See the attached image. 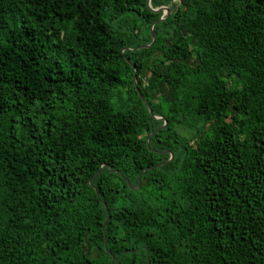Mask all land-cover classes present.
<instances>
[{
  "label": "trees",
  "instance_id": "16d2710c",
  "mask_svg": "<svg viewBox=\"0 0 264 264\" xmlns=\"http://www.w3.org/2000/svg\"><path fill=\"white\" fill-rule=\"evenodd\" d=\"M0 264H264V0H0Z\"/></svg>",
  "mask_w": 264,
  "mask_h": 264
},
{
  "label": "water",
  "instance_id": "95a60500",
  "mask_svg": "<svg viewBox=\"0 0 264 264\" xmlns=\"http://www.w3.org/2000/svg\"><path fill=\"white\" fill-rule=\"evenodd\" d=\"M149 1H150V0H148V3H149ZM149 7H150V5H149ZM160 10H162L163 14H166V16H168V8H166V7H161V8H157V9H152V11H154V12H158V11H160ZM163 19H164V18H163V16H162L159 20L155 21V22L151 25V27H150L151 32H150V33H151L152 41H151L150 45H151L152 42L154 41V36L152 35V27H153V25L156 24V23H158V22H160V21L163 20ZM150 45H149V46H150ZM132 67H133V69H134V73H133V81L135 82V80H136V76H137V69L135 68L134 65H132ZM134 85H136V84H134ZM137 93H138L139 97L141 98V100H142L144 103H146L150 115H151L154 119H160L159 117H156V116H154V115L152 114V110L150 109L149 105L147 104V102L145 101V99L142 97V95L139 93L138 90H137ZM171 158H172V156H170V159H171ZM164 163H165V162H164ZM164 163H161V164H164ZM159 165H160V164H159ZM159 165H157V166H159ZM157 166H155V167H157ZM149 168H151V167H149ZM105 208H106V207H105ZM106 211H107V208H106ZM107 218H109V215H108Z\"/></svg>",
  "mask_w": 264,
  "mask_h": 264
}]
</instances>
